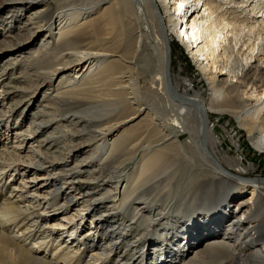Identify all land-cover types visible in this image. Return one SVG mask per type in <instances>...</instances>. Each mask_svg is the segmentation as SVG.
<instances>
[{
    "label": "bare ground",
    "instance_id": "1",
    "mask_svg": "<svg viewBox=\"0 0 264 264\" xmlns=\"http://www.w3.org/2000/svg\"><path fill=\"white\" fill-rule=\"evenodd\" d=\"M6 1L17 3L4 8ZM53 1L0 0V16L12 15L2 35L21 39L25 31H37L36 36L43 37L33 53L32 69L24 72L26 82L36 77L29 85L33 95L42 86L53 88L52 95L44 96L49 107L44 102L35 110L43 121L32 120L19 132L4 120L8 110L0 92V130L20 138L0 154V189L5 193L0 205V264H144L148 246L161 245L153 235L162 237L165 249L178 250L176 255L162 254L160 264H264V179L250 182L241 176L251 168L242 157L217 151L220 137L209 129L208 119L210 111L234 115L249 134H260L254 145L264 150V69L252 63L256 38L248 54L241 55L230 29L248 25L263 34L264 21L257 19L263 7L243 17L238 8L246 2V9L253 1L180 0L187 18L181 29L179 0ZM154 6L169 46L174 33L196 60L212 61L209 100L202 99V91L192 93L172 78L171 54L168 88L164 39ZM207 69L202 68L205 73ZM223 74L236 83L221 78ZM200 107L207 117L209 156L200 145ZM49 123L58 136L36 143ZM181 134L187 138L182 140ZM85 135L92 141L93 157L84 161L98 167L87 170L84 181H103L87 191L113 185L116 193L98 191L81 200L69 186L81 179L84 163L72 169L65 159L70 152L75 155L78 138ZM60 139L65 153L58 149ZM24 146L32 152L26 157ZM128 163L132 172L127 171ZM17 177L20 181L13 185ZM99 199L111 204L100 209ZM54 204L63 215L52 222L48 219L55 215ZM75 205L77 215L66 216ZM83 211L106 213L117 226L106 224L102 234L95 232V239L82 238ZM119 216L123 221L116 219ZM13 224L19 234L6 231L5 226ZM66 233L81 239L80 245L64 242ZM129 234L141 240L126 246L124 254L131 261L117 254L118 239ZM96 236H102V244L94 243ZM50 248L55 257L47 256ZM137 253L140 259L133 258Z\"/></svg>",
    "mask_w": 264,
    "mask_h": 264
},
{
    "label": "rangeland",
    "instance_id": "2",
    "mask_svg": "<svg viewBox=\"0 0 264 264\" xmlns=\"http://www.w3.org/2000/svg\"><path fill=\"white\" fill-rule=\"evenodd\" d=\"M227 1V0H225ZM246 1V0H245ZM253 1L248 8L245 9L246 2L243 4L244 8L240 7L238 8L239 13L241 16L245 15H254L255 13L253 12V9L255 10L257 6H261L262 11L257 12L258 20L261 22L262 19L264 21V0H250L248 4ZM16 1H6L5 3H2L4 8H9L10 6L16 4ZM50 3L53 5L55 4V1L50 0ZM231 5V4H230ZM177 6L181 9V14L183 13L182 11L185 10V3L178 1ZM255 7V8H254ZM171 9V8H170ZM242 9L245 11L242 12ZM29 12V11H28ZM28 12L25 14V16L28 14ZM183 15V14H182ZM11 13H3L0 16V19L2 22H0V92L3 94L5 99V109L8 110L7 114L4 116V120L9 119V125L16 128L17 131H21L24 128V125L26 123H29L30 121H38L41 122L43 121L42 117L40 115L35 114V110L38 107H42L44 102L47 103V98L44 99V96L49 97L52 95V90L53 88H49L48 86H42L39 90V94L34 96L33 91L30 88V83L36 79L35 76H31V82L25 80V73L26 70L29 72L32 67L30 66L32 59L34 58V54L37 49L39 48L40 44L42 43L43 37H37V31L36 33H31L29 31H25L23 37L21 39H12L9 36L2 35V31L4 27L7 26L9 22H11L10 17ZM25 18V17H24ZM186 19V20H184ZM10 20V21H9ZM187 22V18L184 17V15L181 18V23L182 28L184 29L185 26L184 24ZM54 27L57 28L58 22L54 23ZM18 26V24L16 25ZM248 25H241L237 28L234 26H230V29L232 28V39L236 43H238V47L236 48L237 52L241 55H246L249 52V49L251 47L252 41L254 40L255 42V53L252 57V63L255 65H258V67L264 69V32L261 34V31L259 27H255L252 29L249 28ZM14 32V31H13ZM260 33V34H259ZM172 41L170 42L171 46V75L172 78L176 77L179 81L183 83V86L189 89L192 93H194L196 90L197 91H202V99L204 101L209 100L210 98V75L209 72L215 71L211 62H207L206 60L199 61L196 60L195 57L191 54L190 49H187L186 46L182 43V37H177L174 33L171 35ZM251 38V42L248 41L247 39ZM18 40V41H16ZM32 40H35L33 43ZM186 40V39H185ZM11 41V42H10ZM20 41V42H19ZM11 44V45H10ZM20 45V46H19ZM258 53V54H257ZM156 59L154 58V61ZM203 67H208L207 73H205L202 68ZM27 68V69H26ZM218 72V71H217ZM221 78H228V80L232 81L233 83H236V78H229L228 74H223ZM25 80V81H24ZM56 85V84H55ZM49 95V96H48ZM35 97V98H34ZM1 99V98H0ZM254 99V98H253ZM46 100V101H45ZM45 103V104H46ZM49 107L48 103L47 106ZM141 118V117H140ZM140 118H137L136 120L130 122V125L133 123H136L140 120ZM139 119V120H138ZM209 129L212 128L213 134L217 135L220 137V143L217 151L223 156L231 154V156H234V158L237 157H242V160L244 163H246L248 166H251L250 170L246 174H242L244 178L247 180H252L254 178H262L264 179V150L259 151L255 147V143L258 141L260 134L258 132H255L254 135L249 134L248 130L245 127H242L240 125V120L239 118L235 117L234 115H230L227 113H220V112H215V111H210L209 112ZM52 124L49 123V129L46 130L45 133L41 134L40 137L36 138L37 142L39 143L41 140L44 141L46 137L50 138H56L52 131L53 127H51ZM19 129V130H18ZM4 129H1L0 131V154L4 153L5 147H13V145L18 144L20 138L17 137L16 134H12L9 138L4 131ZM84 133V132H83ZM78 138V144L79 146L77 147L78 150H76V153L74 156H72V152L69 153L68 157L65 159L68 163L69 168H76V164H79L78 162L84 163L87 165L86 161L87 159L92 155L93 151V144L92 141H89L90 138H88L87 135L85 136H79ZM87 137V138H86ZM180 138L182 140H185L187 138L186 134H181ZM55 140V139H54ZM58 141V140H57ZM62 139L58 141V146L60 150H63L64 153L67 152L65 150V145L64 143L61 142ZM17 142V143H16ZM61 142V143H60ZM30 148H22V153L23 156L25 157L32 153ZM56 149V148H55ZM55 149H52L53 151ZM56 149L55 151H59ZM93 157V155L91 156ZM26 159V158H25ZM60 161L58 163H64V159H59ZM86 160V161H84ZM82 165L83 169L85 170L81 174V179L80 180H75L73 181L72 184L69 186L71 187L72 191L78 195V197L83 200L87 199L90 197V195L94 194L95 196L99 194V192L107 193L109 190H112V194L116 193L117 190L114 189L113 185H106L102 187V189H93L94 191H87L89 187H94L97 185L102 184L103 181H100L99 183L95 182H89V181H84L87 177L85 176V173H87V170H91L92 168L98 167V165H93L90 167V165L87 167ZM46 168L49 169V164L46 161L45 163ZM127 171L132 172V166L131 163H128L127 165ZM39 168L33 169L31 173H35V170H38ZM41 174L44 173V171L40 172ZM31 174H29L30 176ZM33 175V174H32ZM8 178L10 176L8 175ZM12 181V179H9V183ZM20 177H17L16 182H13V185L19 183ZM40 181H45L43 179H40ZM93 184V185H91ZM53 185V184H52ZM31 188V187H30ZM29 188V189H30ZM47 188H50V186H47ZM112 188V189H111ZM29 189L27 188V192H29ZM36 190L35 188L30 189V192ZM99 191V192H98ZM44 193V190L41 191ZM100 192V193H101ZM3 191L0 189V205L3 202L4 198ZM104 201H110V200H102L99 199L98 204L100 209H103V207L107 204L111 203H105ZM81 204V202H80ZM103 204V205H102ZM52 211L55 215L54 217H51L48 219V221H55L56 217H61V209H58L56 204H54V207L52 206ZM50 208V209H51ZM77 208V205L69 207L64 214L66 216L70 215H77V212L75 209ZM49 209V210H50ZM65 209V208H64ZM101 211V210H100ZM84 212V211H83ZM74 213V214H73ZM86 213V214H85ZM88 212H84V219L86 225L82 228L84 230V233H82V238H85L86 236L88 239H95V234L99 235L98 232L102 234L103 230L105 229V225L108 224L112 227L117 226L114 225L115 220L111 218L108 214H101L99 211L94 212L96 215L89 214L87 215ZM124 214L126 212H123ZM86 215V216H85ZM128 215V214H125ZM96 216V217H94ZM122 216L117 217L116 219L121 222L123 221ZM93 219V220H92ZM206 228V231L212 232V229ZM6 231H14V233L19 234L20 230L18 227L15 228L14 224L13 225H6L5 226ZM97 231V232H96ZM96 232V233H95ZM132 236V237H131ZM135 236V237H134ZM102 236L97 237L94 243H100L102 244V240H100ZM152 238L155 239V241L158 244H161L160 246L158 245L157 248L154 247L155 245L150 244L148 246L147 250L145 251L146 256H148V261L144 264H160V262L163 260L159 259V257L162 254H166L168 256L171 255H176L178 250L175 249H165L166 246L163 245L164 241L162 237L159 235H153ZM75 236L71 237L69 234H64L62 240L68 243V245H77L81 239L74 240ZM141 241L139 238H137L136 235L129 234L124 240L121 238V240L118 239V255L125 256L127 253L125 250H127V245L131 241ZM127 242V243H126ZM201 244L198 245H193V250H196L198 247H200ZM53 248V247H52ZM158 248H164L161 249V251ZM47 256L50 257H55L56 252L53 251L51 248L48 252H46ZM141 253H137L133 256V258L137 259ZM193 255V254H192ZM127 256V255H126ZM130 255L128 254L127 258H129ZM141 257V256H140ZM140 257L138 259H140ZM130 259V258H129ZM131 261V259H130Z\"/></svg>",
    "mask_w": 264,
    "mask_h": 264
},
{
    "label": "water",
    "instance_id": "3",
    "mask_svg": "<svg viewBox=\"0 0 264 264\" xmlns=\"http://www.w3.org/2000/svg\"><path fill=\"white\" fill-rule=\"evenodd\" d=\"M155 8V14L156 17L158 19V24H159V28L160 31L162 33L163 39H164V71H165V79L168 85V88L170 87V78H169V69H170V46H169V42L167 39V35H166V29H165V25L163 23V20L161 18L160 12L158 10V8L156 6H154ZM169 93L170 95H173V92L171 89H169ZM201 110V116H202V134H201V138H200V145L201 148L203 149V151L209 156L210 154L208 153L207 149H206V137H207V117H206V113L205 110L203 109V107H200Z\"/></svg>",
    "mask_w": 264,
    "mask_h": 264
}]
</instances>
